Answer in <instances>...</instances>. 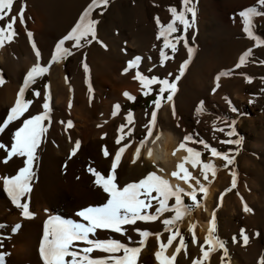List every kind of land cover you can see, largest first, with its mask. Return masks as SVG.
I'll return each mask as SVG.
<instances>
[{
    "label": "snow or ice",
    "instance_id": "6c2138e0",
    "mask_svg": "<svg viewBox=\"0 0 264 264\" xmlns=\"http://www.w3.org/2000/svg\"><path fill=\"white\" fill-rule=\"evenodd\" d=\"M15 0H0V21H5L3 26H0V47L6 43L12 42L16 35L15 25L17 21L20 24L25 23L24 13L27 7L26 3L21 0L18 12L13 15L12 7ZM109 5V0H90L87 6L80 13L79 18L74 23L70 31L67 32L55 45L50 59L43 65L41 64V53L36 48L32 41V32H27V37L32 42V48L35 53L36 62L28 69L22 79V84L18 89L14 104L7 111L6 118L0 120V134L5 133L9 126L24 116L28 111L29 106L33 104V100L25 99V92L29 87L36 83L37 78L43 77L50 72L53 63H59L68 56L73 55V49L84 48L85 45H90L93 41L103 45L97 39L96 25L98 19L93 18L94 10H100L99 14L103 13ZM264 8V0H257V5L249 6L241 11L238 15L243 21V32L247 37L254 41L253 47L264 45V38L254 33L253 18L259 15H264L260 9ZM168 11L171 14L169 22L162 23L159 17H154L158 26L157 40L162 38V46L158 50V65L153 64L147 71L152 72L153 68L159 66L164 67L165 61L174 58L177 52V45L183 42V46L187 49V59L183 60L179 65L178 71L171 80L172 73H168L164 78L157 75H145L139 70V65L142 57L137 55L127 61V66L123 69V73H128L129 70H135L132 77L138 81L140 91L144 96L149 95L153 85H158L156 97L151 101L152 111L147 122L142 125L145 130L144 136L137 142L133 140L135 130L134 113L129 109L124 115V122L117 127V135L114 138L113 152H109L107 146L102 148V155L106 159H110L109 171L102 174L96 168L89 166L87 171L94 177L93 186L100 189L103 194H106V202L99 206L82 207L75 213V216L82 220L66 219L58 214H50L47 209H44L47 219L43 223V235L39 243V256L43 264H137V258L141 250L145 246V242L149 236H155L158 242V250L155 252V258L159 264H174L177 254L184 250L187 251V244L184 236L180 232V223L183 222L196 208L203 206V199L207 196L208 185L215 179L218 171L213 158H219L223 161V167L228 168L234 164L235 155L232 149L228 152H220L216 147L211 146L208 142L200 139L198 134L186 133L175 148L171 155L176 156V153L183 151L185 154L180 157L175 165V170L169 173V178H165L163 168L159 167L158 162L164 161V157L156 155L154 157V149L149 145H156L157 140L161 138V130L158 129V110L161 109L164 103H167L175 117V108L173 96L177 91V81L184 75L185 70L192 59L194 49L189 46L186 33L189 29L195 28L196 22V7L192 0H181V7L169 6ZM190 14V19L188 18ZM179 35H173L177 32ZM66 42H70L71 47H66ZM155 47V45H153ZM171 50L173 55H169L165 50ZM252 55V48L245 50L238 58V62L231 69L219 71L213 78V86L210 89L211 94H215L220 88L221 78L230 77L235 70L240 69L248 63L249 57ZM151 60V57H148ZM260 63L264 64V61ZM84 72H89L87 63H83ZM244 75L246 83H251L253 77ZM264 80V77H261ZM67 82V78H65ZM5 83L2 75H0V85ZM71 90V89H70ZM89 98H92L93 89L89 85ZM261 94H264V88L260 89ZM166 94V95H165ZM32 95L34 98H39L41 92L33 89ZM129 101H135V96L125 91L122 93ZM223 99L228 104L232 112H237V109L232 105V101L224 96ZM42 111L39 114L31 115L23 120L21 126L16 128L11 135L10 143L5 144L0 141V151L4 152V156L0 157V164L7 165L14 157H26L23 161V166L15 172L14 175L0 176V182L4 192L7 193L11 204L19 210L20 216L24 219H32L36 213L30 210L28 197L31 192V182L35 177L32 171L33 161L36 159L35 153L41 138L47 131L44 125L45 121L51 120L50 107V92L49 84L44 85ZM254 100L250 99L249 103ZM71 107V101H69ZM120 104L116 103L112 106L110 116L115 118L119 114ZM196 114L199 116L205 112V101L200 100L195 108ZM146 115H148L146 113ZM217 121L224 124L228 128L225 132L224 127H218ZM59 123L64 124V121ZM107 123V121H105ZM237 121L231 120L227 122L225 118L216 117L212 122L213 133L222 132L228 139L219 141L224 145H240L242 137L232 139L237 136L235 125ZM72 121L66 122V127L71 128ZM179 126V125H177ZM102 127V125H97ZM105 136L107 133L104 134ZM103 138V137H102ZM215 139V135H213ZM136 144L133 154L132 163L140 158L142 149L146 148L145 158L151 161L155 170L147 172L145 176L135 182H126L122 185L118 183L117 171L120 165L124 152ZM192 145H201L203 150L209 154L207 161L202 160V151L197 150ZM159 147V145H157ZM80 148V141H75L71 148V155H75ZM238 151V149L236 150ZM199 169V175H193V171L189 169ZM209 174L211 178L209 179ZM231 187L224 191H231L237 187V173L235 169L230 170ZM172 179L177 183L173 184ZM184 186H181V185ZM198 193L202 194L198 199ZM238 194V193H237ZM224 192L220 193L222 199ZM239 195V194H238ZM185 198L189 203L185 204ZM242 199V198H241ZM219 206V205H218ZM151 209V211H149ZM243 211L251 212L252 210L244 204ZM167 214V215H165ZM159 222L163 226V231L168 233L167 241L161 242V232H152L147 228H141V224H150ZM4 227V225H0ZM21 224L16 223L12 228V232L20 229ZM195 224H190L188 231L191 234L193 244H197V236L194 232ZM97 230H109L112 233H118L120 236L131 240L130 232H135L139 236L136 242L138 246H129L128 243L122 242L115 238H98ZM216 218L215 211L209 220L207 235L201 244L200 251L202 257L193 259L192 264H203V260L209 258L210 254L218 249L223 250L221 257L222 264L224 258L228 255V249L225 242L219 239L216 235ZM240 237L243 243H248L249 237L245 234L243 228L240 229ZM175 251L172 256L166 255V250L169 246L177 241ZM233 243H236V237L232 238ZM207 246V249H205ZM0 264H4V255L0 254ZM258 264H264V256H262Z\"/></svg>",
    "mask_w": 264,
    "mask_h": 264
},
{
    "label": "rangeland",
    "instance_id": "374dc122",
    "mask_svg": "<svg viewBox=\"0 0 264 264\" xmlns=\"http://www.w3.org/2000/svg\"><path fill=\"white\" fill-rule=\"evenodd\" d=\"M23 2L27 5L25 14L29 20L33 21V12L43 11L50 20L48 30L53 31V35L55 34L58 39H61L70 31L90 0H23ZM192 2L196 7L195 28L189 29L186 37L194 52L184 75L176 82L177 91L173 96L175 117H173L169 105L164 103L158 112L157 127L161 131L171 130L178 136V143L186 133H192L194 137L198 134L200 139L216 147L220 152H228L229 149H232L230 154L235 155V160L234 164L229 165L228 168L223 167L221 159L213 158L218 171L215 179L212 180L216 184V189L211 205V213L207 219L209 221L213 211H215V235L225 242L228 249L224 264H234L236 262L239 264H258L260 258L264 256V94L260 92V89L264 88V80L261 79V77H264V64L260 63L264 61V45L253 47L255 42L250 40L243 32V21L238 15L242 9L257 5V0H192ZM20 3L21 0H15L11 10L12 14L18 11ZM169 6H176L179 10L181 0H109V5L103 10L102 14H99L100 10H94L93 18L99 21L96 25L97 39L106 47H102L101 44L93 41L90 45H85L84 48L73 49V55L64 60V69L68 73L69 81L73 83L72 81L77 78L79 73L84 71L83 63H87L89 72L85 75L92 82L95 79L94 62L99 63L98 66L100 65V67L105 63L103 67L113 68L116 63L113 57L116 53H121L124 56V60L122 63L120 62L122 68L127 66L129 59L139 55L142 57L139 70L143 74L157 75L164 78L168 73H172L173 76L169 79L174 78L179 65L187 59V49L183 46V42L177 45L174 58L165 61L164 67L157 66L153 68L151 73L147 71L153 64L158 65V50L162 46V38L161 40L156 38L158 26L154 17L158 16L162 23L169 22L171 19V14L168 11ZM15 8L17 9L15 10ZM260 11L264 12V8H261ZM188 18H191L190 14H188ZM3 23L5 21H0V26H3ZM253 26L254 33L264 38V15L254 17ZM15 31L16 35L13 41L6 43L4 46L14 54H18L20 51L25 53L27 38L19 27H15ZM179 34L178 31L173 35ZM53 35H41V38L44 39H42L43 44L47 45L44 47L42 44L40 51L46 59L52 53L49 50V44L51 40H55ZM33 41L37 44L36 38ZM69 47H71V44ZM43 48L48 50H43ZM248 48H252V55L249 57L248 63L235 70L230 77L221 78L220 88L215 94H211L210 89L213 86L214 76L221 70L233 68L238 62L239 56ZM82 49H84V52H82ZM165 51L170 56L173 55L171 50L166 49ZM148 57H151V60ZM0 70L3 80L6 82L7 70L1 64ZM132 72V74H135V70H132ZM241 73L253 77L252 82L246 83L244 75H241ZM50 83L51 76L49 72L36 80V83L26 90L25 99L33 100V103L38 100L32 95L33 89L39 90L41 92L40 97L43 98L44 85H50ZM101 89V86L94 84L93 90L96 96L101 95ZM157 89L158 85H153L152 91L147 96H144L141 91L138 92L134 95L135 101H129L124 96V101L116 99V96L113 93L111 95V90H109L108 98H111V100L108 101H113V104H120L119 114L115 117L120 119L115 122L116 126L124 122V115L129 109L134 113V141L138 142L145 134L142 125L150 117L152 111L151 101L155 99ZM61 96L64 98L63 94ZM224 96L232 101V105L237 109V112L230 110L223 99ZM74 98L75 95L68 97L72 105L68 112H63L64 114H72ZM250 99L254 100L251 104L249 103ZM200 100L205 101V112L198 116L195 108ZM59 114H62V112ZM216 117L225 118L227 122L237 121L235 131L238 135L231 138L242 137L240 145L219 143V141L229 137L222 132L213 133L212 122ZM63 119L68 120L67 118ZM217 126L224 127L225 132L228 131V128L219 121H217ZM213 135H215V139H213ZM110 146L112 150L117 147L114 146V143ZM189 146H194L197 150L202 151V160L207 161L209 159V154L203 150L201 145L189 144ZM237 149L238 151H236ZM149 168L145 169V174L154 170L153 167ZM233 168L237 173V187L225 192V189L231 187L230 170ZM190 171H193V175H199V169H190ZM105 173L107 172H103V174ZM141 178L135 176L134 181L131 182L138 181ZM209 179H212L211 174H209ZM118 183L120 184L119 181ZM222 192H224V195L221 199L220 193ZM201 195L198 193V199ZM205 198L203 199V206L191 212L193 215L192 224H195L194 232L197 236V245L192 243L191 234L188 231L189 226L186 227L184 223H180V232L187 244L186 253L183 250L185 256H182L190 264H192L193 259L202 257L199 246L203 244L205 236L201 237L198 234V224L201 218L208 216L204 208ZM185 203H189L187 198H185ZM244 204H247L252 211H243ZM63 217L70 219L65 215ZM241 228L245 230V234L249 237L246 245L239 235ZM164 234L167 233L163 231V236ZM234 236L236 237V243H233L232 240ZM164 237V242H166L167 236ZM127 243L129 246H138L136 242ZM177 243L178 238L168 247L165 254L170 248L174 251ZM151 244L152 248L147 253H143L141 250L137 258V264L155 263L154 251L157 246ZM205 249H207V246H205ZM190 250L195 251L192 258L189 257ZM213 255L221 261L223 250L218 249L212 252L209 258L203 260V264H209ZM220 261L216 264H222V261Z\"/></svg>",
    "mask_w": 264,
    "mask_h": 264
},
{
    "label": "bare ground",
    "instance_id": "6f19581e",
    "mask_svg": "<svg viewBox=\"0 0 264 264\" xmlns=\"http://www.w3.org/2000/svg\"><path fill=\"white\" fill-rule=\"evenodd\" d=\"M17 12L15 11L14 13L16 14ZM32 18L33 21L29 20L24 13L25 23L22 25L17 21L15 25V27L20 28L27 38L25 53L20 51L18 54H14L11 50H7L5 46L0 48V64L7 70V80L0 85V120L6 118L7 111L15 102L24 75L36 62L32 42L29 41L27 32H32V41L36 38L37 44L35 45L40 53V47L43 44L41 35H53V31L48 30L50 20L43 11L33 12ZM53 37H55V40H51L49 44V50L52 52L56 43L60 40L55 34ZM43 45L46 47L47 44ZM69 45L70 42H66L65 46L69 47ZM43 50L48 49L43 48ZM82 52H84V49H82ZM113 58L116 61L115 64L113 63V68L107 69L103 67L105 63L100 67V65L98 66L99 63L94 62L93 72L95 79L92 82L87 79L85 72L82 71L79 75L77 74V78L74 77L75 79L71 83L68 73L64 69L65 59L59 63L52 64L50 68L51 83L49 85L50 107L52 109L51 120L50 122H44L47 131L36 149V159L33 161L32 167L35 177L31 182V192L28 197L30 210L36 213L34 218L24 219L20 216L19 210L11 204L7 193L3 190L2 182H0V225H4V227H0V254L4 255V264H43L38 249L43 235V223L47 219L44 209H47L50 214L65 215L70 217V219L82 220V218L75 216V213L82 207L99 206L106 202V194H103L100 189L93 186L94 177L87 169L92 166L102 174L109 171L110 159L104 158L101 150L104 146H107L109 152H113L110 145L114 143L117 127L119 126L118 124L116 126L115 122L120 119L111 118L109 114L114 105L113 101H108L111 100V98H108L109 90H111V95L113 93L116 99L118 98L122 101L125 100L122 95L125 91L133 96L140 92L139 82L132 78L134 76L132 70H129L126 74L123 73L125 67L123 66L124 68H122L120 62L122 63L124 56L121 53H116ZM49 59L50 57L46 59L41 53L42 65ZM0 75H2L1 70ZM65 78H67V82ZM94 84L102 87L101 95L96 96L93 90L92 98L90 99L88 88L90 85L93 89ZM62 94L64 98H62ZM72 95H75L72 114H64L63 112H68L70 108L68 97ZM43 102V98L40 97L30 105L24 116L13 122L5 133L0 134V141L9 144L11 135L16 128L22 125L23 120L31 115L39 114L43 110L41 107ZM60 112L62 114H59ZM69 120L72 121L73 126L71 128L66 127V122ZM60 121L65 123L61 124L59 123ZM97 125H102V127H97ZM161 132V138L157 140L156 145L149 146L154 149L153 158L156 155L164 157V161L158 162L159 167L164 170L160 174L164 175L165 178H169V173L175 170L176 163L185 153L181 150L173 157L171 153L179 144L178 136L171 130ZM105 133H107L106 136L104 135ZM77 140L80 141V148L75 155H71V148ZM135 147L136 144L134 143L122 156L117 171L120 185L134 181L133 178L135 176H145V169L153 167L151 161L145 158L146 148L142 149L140 158L136 163L131 162ZM3 156L4 152L0 151V157ZM25 159L26 157H14L7 165L0 164V176L14 175L19 167L23 166ZM171 182L173 184L177 183L175 179H172ZM215 185L213 181L208 185L209 191L204 205L208 216L203 217L204 219L201 218L198 224V234L201 237L206 236L209 226L207 218L210 216L212 209ZM181 186L184 185L182 184ZM185 219L182 223L188 227L193 221L192 213ZM16 223H20L21 227L16 232H12L11 228ZM140 227L147 228L152 232H161V242L165 241L164 236H168V233L163 236V226L159 222L141 224ZM129 235L131 240L109 230H97L98 238L111 237L126 243H135L139 240V236L135 232H130ZM145 243L146 245L142 252L147 253L152 248L151 243H153L157 246L154 251L155 254L159 247L155 236H149ZM174 251L170 248L166 255L171 257ZM194 252L190 250V258L195 255ZM182 255L185 256L183 250L177 256L175 264H190ZM219 261V258L213 255L209 264H216ZM154 264H159V262L156 260ZM234 264L239 263L236 262Z\"/></svg>",
    "mask_w": 264,
    "mask_h": 264
},
{
    "label": "crops",
    "instance_id": "0c3cea01",
    "mask_svg": "<svg viewBox=\"0 0 264 264\" xmlns=\"http://www.w3.org/2000/svg\"><path fill=\"white\" fill-rule=\"evenodd\" d=\"M185 202V201H184ZM186 204V203H185Z\"/></svg>",
    "mask_w": 264,
    "mask_h": 264
}]
</instances>
